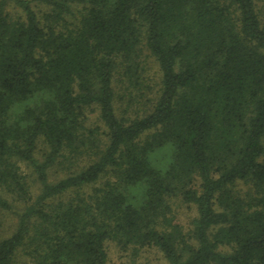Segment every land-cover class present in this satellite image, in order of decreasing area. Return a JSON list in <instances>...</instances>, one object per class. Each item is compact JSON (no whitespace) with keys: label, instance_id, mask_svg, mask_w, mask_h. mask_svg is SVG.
I'll list each match as a JSON object with an SVG mask.
<instances>
[{"label":"trees","instance_id":"trees-1","mask_svg":"<svg viewBox=\"0 0 264 264\" xmlns=\"http://www.w3.org/2000/svg\"><path fill=\"white\" fill-rule=\"evenodd\" d=\"M14 102L35 106L9 124ZM173 199L195 208L186 229ZM5 213L0 264H106L108 242L166 264H264V3L0 0V227Z\"/></svg>","mask_w":264,"mask_h":264},{"label":"rangeland","instance_id":"rangeland-1","mask_svg":"<svg viewBox=\"0 0 264 264\" xmlns=\"http://www.w3.org/2000/svg\"><path fill=\"white\" fill-rule=\"evenodd\" d=\"M263 0H258V4L261 5ZM139 61L143 67L142 75L146 79L149 85H152L157 81L158 68L153 60V58L148 54L146 49H142L139 55ZM113 88L116 96H122L126 99L128 92L131 90L129 88L127 80L122 75L115 74L113 78ZM125 102L121 104V100H116L115 110L119 113L122 108H124ZM87 123L89 125L98 124L97 111L88 110L87 111ZM153 158L156 164L163 165L168 158L167 148L160 149L153 154ZM20 168L24 174H26L28 179L32 184L31 190L36 192L38 190L36 183L33 182V175L30 173V168L26 167L24 164H20ZM54 174V175H53ZM56 177L55 172L52 174ZM172 212L174 215L175 222L180 224L184 229L188 228L191 220L195 216V208L192 205L182 202L180 199H173L171 201ZM14 215L11 213H5L2 218V226L0 227V233L6 234L8 229L14 224ZM107 252V262L106 264H166L165 260L161 254L153 248L141 249L135 256L131 255V251H124L118 248L114 243H106ZM25 259L21 256L18 259V264H22Z\"/></svg>","mask_w":264,"mask_h":264},{"label":"clouds","instance_id":"clouds-1","mask_svg":"<svg viewBox=\"0 0 264 264\" xmlns=\"http://www.w3.org/2000/svg\"><path fill=\"white\" fill-rule=\"evenodd\" d=\"M46 101H54V93H49V95L46 96L45 98ZM35 106L34 104L31 103H24L23 105L21 104V102H14L10 108H9V112L13 115V119L8 121L9 124L16 122V120L23 116L24 112L27 110L28 107H32ZM26 123V122H25ZM21 126H24V124L22 123ZM169 147V149L171 150L172 153H174L175 151V146L172 145L171 143H169L167 145ZM169 164L171 163V159L168 162ZM157 171H159L162 175L166 172L167 170V166H165L164 168H157L155 169ZM149 185L145 182L143 184V189H142V196L146 197L147 191H148ZM135 199V198H133ZM141 203H143V200H141ZM127 204V201H126ZM134 207L137 205H133Z\"/></svg>","mask_w":264,"mask_h":264}]
</instances>
